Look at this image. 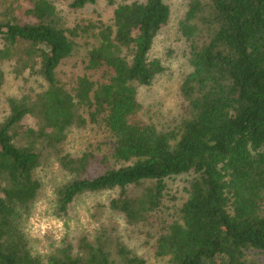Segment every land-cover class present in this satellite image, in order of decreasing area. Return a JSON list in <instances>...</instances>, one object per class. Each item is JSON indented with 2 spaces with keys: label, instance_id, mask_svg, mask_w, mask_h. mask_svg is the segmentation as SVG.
I'll return each instance as SVG.
<instances>
[{
  "label": "trees",
  "instance_id": "obj_1",
  "mask_svg": "<svg viewBox=\"0 0 264 264\" xmlns=\"http://www.w3.org/2000/svg\"><path fill=\"white\" fill-rule=\"evenodd\" d=\"M102 1L109 22L72 27L53 0H0V95L18 86L0 114V264H151L134 240L163 264H264V0H186L181 106L163 129L143 118L140 90L167 71L155 49L171 5ZM81 47L84 73L68 83L60 69ZM90 125L102 141L68 150ZM52 157L65 172L55 217L108 198L89 209L92 233L41 253L26 224Z\"/></svg>",
  "mask_w": 264,
  "mask_h": 264
},
{
  "label": "rangeland",
  "instance_id": "obj_2",
  "mask_svg": "<svg viewBox=\"0 0 264 264\" xmlns=\"http://www.w3.org/2000/svg\"><path fill=\"white\" fill-rule=\"evenodd\" d=\"M70 26L79 22H109L111 11L107 5L99 0L96 4H89L83 8L76 9L72 7L74 0H53ZM172 8V17L161 36L159 37L155 53L163 58L167 71L163 76L148 87H142L140 90V100L144 104L143 118L147 121L154 122L160 129L167 128L175 118L181 102L179 99L178 88L180 86L179 77L184 70L183 49L184 46L178 33V23L182 18L186 0H167ZM84 42L83 38L78 39ZM84 54L83 47L78 48L74 54L64 62L60 73L64 81L71 83L73 78L84 73ZM0 95V114L6 107V97L17 93V84L13 80H6ZM29 123H33L30 121ZM103 135L93 126L90 125L85 130L75 129L67 142L66 148L73 153L86 149L95 148L102 141ZM54 157L44 163L39 168V175L44 180L45 188L39 199L36 201V208L33 209L27 224L26 232L31 239V244L36 251L47 253L50 243L61 241L65 237L77 239L82 233H92L97 223L90 217L89 209L98 203L107 200L108 194H95L84 196L79 199L71 216L64 219L55 217L53 214L55 194L53 187L62 182L65 172L62 170ZM186 177H176L168 180L169 192L176 194L185 184ZM55 184V185H54ZM133 245L149 259L151 264H163L157 260L152 252L142 243L133 241Z\"/></svg>",
  "mask_w": 264,
  "mask_h": 264
}]
</instances>
